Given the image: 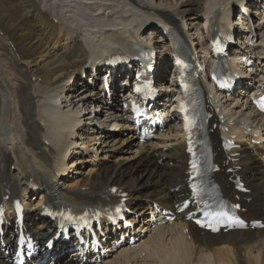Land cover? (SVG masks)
Segmentation results:
<instances>
[{
  "label": "bare ground",
  "instance_id": "1",
  "mask_svg": "<svg viewBox=\"0 0 264 264\" xmlns=\"http://www.w3.org/2000/svg\"><path fill=\"white\" fill-rule=\"evenodd\" d=\"M257 1L28 0L36 31L34 41L28 40L24 46L36 53L33 60L21 57L12 38L0 30V202L23 199L28 207L27 231L42 245L52 240L47 264H264V228L211 233L185 221V212L177 213L172 222L151 226L152 215L162 219L163 210L175 211L188 191L185 139L177 130L180 94L172 31L196 33L193 43L201 51L204 44L198 38L208 29L225 27L217 19L229 22L223 18L229 17V7L240 11V7L252 6L258 8L252 13L260 21L253 29L236 32L241 39H256V44L230 51L255 57L256 62L261 59L262 67L247 73L243 86L229 94L206 91L204 102L209 124L215 126L209 132L219 168L215 180L231 200L237 201L238 196L245 219L264 222V113L254 111L250 103L255 88L264 90V0L262 5ZM28 35L21 32L18 37ZM145 43L164 49L157 55L156 80L164 89L160 109L169 104L170 111L164 118L166 129L139 142L124 129L128 115L117 118L116 102H104L95 85L89 87L96 77L87 83L83 73L91 76L94 64L98 70L112 71L114 64L107 61L118 54L129 61L133 47ZM122 64H115L111 77L128 72H121ZM35 66L45 69L44 76L32 71ZM174 91L176 97L168 99ZM238 125L244 128L236 129ZM220 135H233L239 147L222 150ZM254 140H262L263 145ZM87 153L90 158L84 156ZM87 162L91 169L73 175L75 168ZM237 176L248 193L234 189ZM111 187L126 193L125 204L131 209L128 217L136 225L133 235L139 237L138 242L117 250L106 245L99 263L95 261L98 253L68 251L62 256L74 238L57 236L56 221L44 216L41 206L64 199L77 207H102L119 199L110 193ZM12 235L5 230L0 253L10 248ZM0 264H4L1 255Z\"/></svg>",
  "mask_w": 264,
  "mask_h": 264
},
{
  "label": "rangeland",
  "instance_id": "2",
  "mask_svg": "<svg viewBox=\"0 0 264 264\" xmlns=\"http://www.w3.org/2000/svg\"><path fill=\"white\" fill-rule=\"evenodd\" d=\"M27 1L28 0H0V30L2 31L4 30L7 33V35L10 38H12L10 40L14 44H16L17 51L19 52V55L21 57H23L24 55L27 56V58L33 60V58L36 56V53L27 50L26 46H24L26 41L31 39L34 41L32 34H34V31H36L34 29L35 26L33 25L32 27V22L30 19L31 15H30V10H28L27 7ZM39 18L40 21L42 22L43 21L42 14L39 15ZM21 32L29 33L30 36L28 35L24 37H20V36L18 37V35ZM143 34H144V30H143ZM158 47L160 46L157 45V49ZM32 71L39 76L40 75L44 76L45 69L35 66L34 69H32ZM42 79H44V77ZM171 98H175L174 93H171ZM110 128L112 129V126L109 127V129ZM95 141L96 140H94V142ZM84 155L85 157H88L87 154ZM89 166L90 163L88 162L84 165H80L79 167H77V169L76 168L74 169L76 170V173L73 172L74 173L73 175L79 176L80 173H85L86 171L89 170L90 168Z\"/></svg>",
  "mask_w": 264,
  "mask_h": 264
},
{
  "label": "snow or ice",
  "instance_id": "3",
  "mask_svg": "<svg viewBox=\"0 0 264 264\" xmlns=\"http://www.w3.org/2000/svg\"><path fill=\"white\" fill-rule=\"evenodd\" d=\"M140 89H138V91H139ZM261 108L262 109H264V98H261ZM195 168H196V165H195V163L193 164V169L195 170ZM112 191H116L115 189H113ZM219 216L220 217H226L227 216V213H222V214H219ZM197 223H200V221H197ZM204 226H211L210 224L209 225H204ZM213 230H215V229H213Z\"/></svg>",
  "mask_w": 264,
  "mask_h": 264
}]
</instances>
